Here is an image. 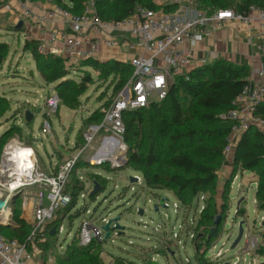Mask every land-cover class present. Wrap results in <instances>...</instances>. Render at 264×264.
I'll return each mask as SVG.
<instances>
[{"label":"rangeland","instance_id":"rangeland-1","mask_svg":"<svg viewBox=\"0 0 264 264\" xmlns=\"http://www.w3.org/2000/svg\"><path fill=\"white\" fill-rule=\"evenodd\" d=\"M28 1V4L35 6L42 3L41 5L46 8L54 5L58 0ZM87 1L89 0H86V3ZM155 1L158 4H165L172 0ZM63 2L75 6L71 3L72 0H63ZM177 2L183 6L191 5L192 8H197L196 0H177ZM7 6H9L8 0H0V9ZM13 12V18L20 19L17 12L15 10ZM8 18L7 14L0 13V28L3 30L6 27L5 30L0 31L2 35L0 41H5L9 45L5 62L0 69V95L7 99V104L0 111L2 114L0 116V138L7 132L4 143L16 141L32 146L37 154L40 167L48 172L50 162L52 165L57 163L58 159H61L60 155L62 159L66 160L70 155L79 152L82 143H76V139L81 129L82 138H84V134L91 126L99 125L102 122L104 109L107 107L108 100L115 94L114 87L120 74L113 73L109 77H97L95 71L89 69L94 76V82L79 97L80 104L77 108L70 109L63 104V101L61 102L57 115L52 116L54 131L47 136L41 130L45 111L44 99L49 90L56 89V83L48 84L44 81L33 54L26 50V41L34 39L37 29L25 27L20 33L16 29L17 22L11 20L12 22L7 23ZM44 44L45 42L41 41L38 46ZM60 55L65 60L69 57L68 52L64 49L60 51ZM80 62L72 58L66 61L62 67L68 72V77L65 80H80L79 77L83 74ZM125 71L129 72L130 69H125ZM163 110L168 113L166 108ZM27 111L32 112L34 116L29 122L25 119ZM94 112L100 114V120L88 123V117ZM144 112V123L139 128L140 136L135 137L130 133L129 137L125 138L126 148L130 147L125 152L130 154L131 150H136L139 154H145L152 144L156 148L158 159L164 160L170 152L169 140L157 134L153 111L148 108ZM103 134L95 135L93 142L82 153L83 155L79 158L81 162L78 165L83 166L77 168L81 172L77 175V169H75L68 186L69 190H72L75 184L88 189L93 185L97 176L103 175L108 178L103 184V191L95 200L86 198L88 213L74 217L71 230L70 220L65 219L59 229L57 242L51 240V227H45L41 235L29 242L27 259L33 260L39 256L44 264H69L65 259L70 255L71 250H75V246H78L74 244L73 240L85 217L94 214V218H98L97 225L102 227L104 225L101 220L103 217L107 216L110 219L120 214V224L125 227L124 230L122 232L115 230L108 240L103 237L95 244L97 247L95 252L99 253L104 264H114L119 258L125 259L126 264H197L195 259L197 244H202L201 253H206L205 257L214 264H260L264 260V238L255 249L248 248L251 240L250 235L261 236L264 234L261 229L264 215H261L258 209L254 210L253 205L255 188L258 186L256 175L253 179L248 172H239L241 173L239 180L232 184L235 177L233 176V165L232 172L225 179L224 186V190L230 188L229 198L226 199L230 205L229 214L225 222L221 218L223 223L217 227V236L211 240V248L208 250V246L204 244L207 235H204L202 228L198 227L200 213L198 216V212L194 209L195 202L182 206L170 190L146 189L143 175L127 167L128 165L120 168L121 170H113L109 163L97 165L94 161L92 163L86 161L94 154H106L103 153ZM227 160H229L228 156L221 159L220 172ZM85 161L87 163L84 164ZM136 175L141 177L142 182L130 181V177H136ZM77 178L80 179L79 183H76ZM247 180L249 183L246 184ZM238 184L241 189L237 195ZM223 195L217 194L216 196L219 206L223 203ZM241 195L245 198L241 205L247 207L250 217L235 216ZM162 198L168 199L165 202L167 207L160 206L159 211H155L154 204L161 202ZM84 202L85 200L80 197L77 208H80ZM14 204L19 206L20 198ZM175 204L178 205V209L175 208ZM140 208L145 211L143 215L139 214ZM28 209L32 210L31 207ZM16 210L23 214L19 208ZM29 210H26V216L29 215ZM196 216L198 217L196 218ZM61 217L62 213H59L58 218ZM242 220L244 221L243 238L233 247L238 236L239 222ZM192 236L194 237L192 238ZM76 260L78 259H74L72 263Z\"/></svg>","mask_w":264,"mask_h":264},{"label":"built area","instance_id":"built-area-1","mask_svg":"<svg viewBox=\"0 0 264 264\" xmlns=\"http://www.w3.org/2000/svg\"><path fill=\"white\" fill-rule=\"evenodd\" d=\"M18 10L24 22L38 24L41 30L48 34L50 41L63 42L69 54L67 60L72 58L83 61L95 58L100 45L108 50L125 48L131 55L129 64L133 73L127 84L104 109L102 122L91 126L84 134L79 152L57 163L50 171H44L40 167L32 146L16 141L5 143L0 155V199L6 200L7 207L1 209L0 213L10 214L13 210L11 193L15 189H23L20 194L23 210L29 206L30 198H34V203L32 232L26 244L0 235V264H25L29 242L55 220L58 210L71 203L72 194L68 190L70 178L79 167V158L93 142L95 135L104 133L102 143L103 153L106 154H94L86 161H94L97 165L109 163L114 169L125 164L128 158L125 152L126 128L123 114L143 109L152 101L163 100L176 77L184 76L188 72V67L194 60L192 47L218 30L250 22L253 18L250 14L252 11L257 12L256 19L260 21L264 31V10L256 7H251L248 12L243 13L230 8L209 12L184 7L176 13H167L138 5L132 16L121 21L103 20L98 15L95 0L87 1L80 14H73L55 4L45 9L41 15H36L28 2L23 0L18 1ZM49 23L61 26L59 29H47ZM185 42L190 44V48L183 47ZM260 50L264 52V45ZM38 51L42 54L48 52L60 55V50L56 48L50 49L49 52L45 44L39 45ZM201 63L206 64V58H201ZM251 76L258 77L259 81H249L236 99L235 107L223 115L234 122L224 151L226 155L235 148L237 138L252 124L264 126V119L255 115L257 108L264 102V65L254 70ZM61 102L57 92L54 89L49 90L44 99L45 111L41 125L42 133L47 136L54 131L52 116L57 115ZM80 172L81 170H76L77 175ZM101 177L108 179L103 175ZM136 177L139 183L142 182L140 176ZM237 178L238 174L234 180ZM93 187L94 183L82 192L80 197L88 198ZM197 204L196 211L199 216V213L204 211L203 195ZM174 206L178 209V205ZM97 219L91 214L82 220L77 234L78 245L88 246L94 240L103 239L104 231L97 225ZM101 220L106 224L109 218L105 216ZM250 237V250L258 247L263 240L262 236L258 235Z\"/></svg>","mask_w":264,"mask_h":264},{"label":"trees","instance_id":"trees-1","mask_svg":"<svg viewBox=\"0 0 264 264\" xmlns=\"http://www.w3.org/2000/svg\"><path fill=\"white\" fill-rule=\"evenodd\" d=\"M35 1L37 0H32V2ZM95 2L98 15L107 21H121L132 16L138 5L153 11L167 13H176L181 7V4L175 1L165 4H158L155 0H95ZM196 2L197 9L200 11L210 12L216 9L234 8L237 12L243 13L248 12L251 7L264 10V0H196ZM71 3L75 6H70L63 0H58L55 4L68 9L73 14H80L86 0H72ZM39 42L36 39L27 40L26 50L33 54L44 81L48 84L56 83L54 90L63 104L70 109L77 108L80 104L79 97L95 80L89 69L95 71L97 77H109L113 73L120 74L112 98L132 76L133 69L129 62L121 63L114 60L101 62L91 58L80 62V67L83 69V74L79 77L80 80H65L68 77V72L62 67L67 60L56 54L39 53L37 50ZM8 48L7 42L0 41V69L5 62ZM125 69H130V71L126 72ZM250 76L251 69L248 65H237L219 59L190 70L184 76H177L175 81L170 84L167 96L163 100L152 101L143 109L127 111L123 114L126 128L125 141L130 133L135 137L140 136L139 128L144 123V111L148 108L153 111L157 134L169 140L170 152L167 158L159 160L156 148L152 144L145 154L131 150L130 154H127V167L143 175L146 189L170 190L182 206L195 202L194 209H196L200 196H204V211L199 216L198 227H201L203 234L207 235L204 244L208 246V250L211 248L210 242L213 240L209 234L215 226L217 215H220L225 222L230 210V205L226 202V199L229 198L230 188H225L224 200L220 206L216 201L219 165L221 159L226 156L225 147L228 145L234 125V122L224 118L223 115L235 107L236 99L249 82ZM111 99L108 100L106 106ZM6 104L7 99L0 95V111ZM164 108L168 113L163 110ZM255 115L264 119V102L257 108ZM100 118V114L94 112L88 117L87 122H96ZM81 130L76 143L83 144ZM7 134L6 132L0 138V155ZM125 143L127 145L126 141ZM236 144L233 176L239 172H251L257 176L258 186L255 191V199L257 209L264 211V134L258 127L251 125L242 136L237 138ZM127 149L130 147L127 146ZM85 163L87 162L85 161ZM78 166L82 168L83 165ZM113 170L121 169L113 168ZM94 181L102 185L106 183V180L100 176H97ZM79 182L80 179L77 178L76 183ZM86 190L78 184L69 190L72 194L71 203L58 210L55 220L46 226L47 228L51 227L52 231L53 228H56L55 232L50 235L51 240L58 241L59 229L66 218L70 220L71 230L74 217L81 216L88 211L86 199H84V204L77 208L80 195ZM99 194L100 192L89 195L88 198L95 200ZM159 197L161 198V196ZM17 208L19 206L13 209V221L17 226L0 225V235L8 239H17L26 244L32 232V225L21 217ZM59 213H62L61 218H58ZM246 213L245 205H240L235 216L245 217ZM222 223L220 222L219 225ZM42 231L41 233H43ZM73 241L78 245L77 236ZM95 244L94 240L88 246H75L76 249L71 250L72 252L65 261L69 264H104L99 253L95 252L97 248ZM201 245L197 244L196 247L197 264H214L205 257L206 253H201ZM68 247L70 249V246ZM74 259L78 260L72 263ZM114 264H126V262L125 259L119 258ZM260 264H264V260Z\"/></svg>","mask_w":264,"mask_h":264},{"label":"crops","instance_id":"crops-1","mask_svg":"<svg viewBox=\"0 0 264 264\" xmlns=\"http://www.w3.org/2000/svg\"><path fill=\"white\" fill-rule=\"evenodd\" d=\"M18 1L19 0H8L9 6L0 9L1 14H3V15L7 14L9 16V18L7 19V23L12 20V21H16L17 24L22 22L23 24L21 27H23V29L25 27L26 28L33 27V29H37V34L35 35L34 39L39 40L40 42L41 41L45 42L46 48L49 52H50V49H55V48L60 50V51L63 49L65 50V46H64L63 42H61V41H54V42L50 41L48 39L49 38L48 34L45 31L41 30V28L38 24H28L26 21L24 22L22 20L21 14L18 10ZM23 1L29 2L28 0H23ZM172 1H174V0H172ZM175 2H177V0ZM41 4L42 3H38V4H36V6L29 4V6L36 13V15H41L45 9L53 6V5H51V6L45 8ZM181 7L200 11L197 8H192L191 5H188V6L181 5ZM14 10L17 12L20 19H17L15 17L13 18V13H14L13 11ZM234 10H236V9H234ZM250 14L253 17L250 22L239 23L234 27H227V28L218 30L212 36L206 38L203 42H200L195 47H192L191 49L193 52L194 60L191 63V65L188 67V71L193 70L199 66H202L203 64L201 63V58H206V63H211V62H214L216 60L223 59V60H226L228 62H231L233 64H237V65L246 64L250 67L251 74H252V72H254V70L263 66L264 65V52L260 50V47L262 45H264V31L261 28L260 21H258L256 19L257 12L252 11V12H250ZM60 26H61V24H59V26H56L53 23H49V24H47L46 28L47 29H53V28L59 29ZM21 27L18 28V26H17L16 29L20 31ZM5 29H6V27H5ZM5 29H3V30H5ZM3 30L0 28V31H3ZM21 32H23V31L21 30L20 33ZM1 36L2 35L0 32V37ZM183 47L190 48V44L188 42H185L183 44ZM59 56H61V55H59ZM130 56H131L130 53L125 48H114L112 50H108L103 45H100L98 48V53L95 56V59L99 60L101 62H108V61L114 60V61H118V62L123 63V62H129ZM249 81H255L256 82V81H259V78L250 76ZM33 118H34V116H33ZM252 125L258 127L264 134V126L263 125H259V124H252ZM234 149L229 154L226 155V156H228L229 160L226 161L221 172L220 171L218 172V192H217V194H219V196L223 195L224 186H225V179L232 172V169H233ZM59 158H61V159L60 160L58 159L57 163H61L62 161H64V159H62L61 155L59 156ZM57 163L52 165V162H50L49 171L51 170L52 167L54 168ZM248 174L250 175L251 178L253 177V179H255L254 173L248 172ZM240 175H241V173H238V178H240ZM238 178L236 180H234V182L239 180ZM247 183H249V180L246 181V184ZM251 184L253 185V183H251ZM239 185L240 184H238L237 195L240 193V189H241V187ZM255 191H256V188H255ZM242 194H243V192H242ZM18 198H20L19 208L23 212V214H21V217L23 219H25L29 224H31L32 217H33L34 198L33 197L30 198L29 206L27 207V209H24V210L21 208V197H20V195L15 200H13L12 202L14 204ZM240 198H243V196L241 195ZM253 205H254V210H257L255 193H254ZM17 206H15V204H14L13 209H15ZM30 207L32 208V210L28 209ZM26 210L30 211L28 216H26V213H27ZM246 211H247L246 216L250 217V213H249L247 207H246ZM260 212H261V215H264V211H260ZM10 215H12V220L10 221L9 225L17 226V224L13 221V210L10 212V214H6V212L0 213V220L7 219ZM262 226H261V229H262V231H264V219L262 221ZM261 236H262V238H264V234ZM25 264H44V263H43V260L41 259V257L39 258V256H37L33 260L26 259Z\"/></svg>","mask_w":264,"mask_h":264},{"label":"water","instance_id":"water-1","mask_svg":"<svg viewBox=\"0 0 264 264\" xmlns=\"http://www.w3.org/2000/svg\"><path fill=\"white\" fill-rule=\"evenodd\" d=\"M22 22H20L18 24V28H20L22 26ZM170 89V87L168 88V90ZM25 119L27 122L31 121L33 119V114L32 112L30 111H27L26 114H25ZM245 132V131H244ZM244 132L241 134V136L244 134ZM236 147H237V144L235 146V150H234V155H235V151H236ZM128 164V160H126L125 164L122 165V166H119L117 167L116 169H120V168H123L125 166H127ZM130 181L131 182H136L137 181V177H130ZM23 189L20 188V189H15L14 191H12L11 193V200H15L21 193H22ZM103 191V186L100 185L98 182L94 181V187L93 189L91 190L90 194L89 195H94L96 193H99ZM245 198H241L238 203H237V207H236V210H235V215L236 213L238 212L239 208H240V205H241V202L244 200ZM168 199L167 198H162L161 199V202L157 203V204H154V210L155 211H159V208L160 206L162 207H167V205L165 204V202L167 201ZM7 207V204H6V200L5 199H0V210L3 209V208H6ZM144 209L143 208H140L139 209V214L140 215H143L144 214ZM12 220V215H10L7 219H4V220H0V225H9L10 221ZM120 220H121V215L118 214L117 216L115 217H111L108 222L106 224H104L102 226V230L104 231V239L105 240H108L112 234V232H114L115 230H119V231H123L124 230V226H122L120 224ZM221 222V216L220 215H217L216 219H215V226L211 229V232L209 234V237H216L217 236V227L218 225L220 224ZM112 224H114V226H112ZM244 221H240L239 222V230H238V236L233 244V247H235L243 238V234H244ZM55 230L52 231V234L54 233ZM174 254V253H172Z\"/></svg>","mask_w":264,"mask_h":264}]
</instances>
